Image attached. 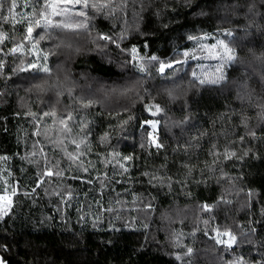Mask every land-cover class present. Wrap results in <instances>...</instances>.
<instances>
[{
    "label": "trees",
    "instance_id": "16d2710c",
    "mask_svg": "<svg viewBox=\"0 0 264 264\" xmlns=\"http://www.w3.org/2000/svg\"><path fill=\"white\" fill-rule=\"evenodd\" d=\"M10 2L11 0H8L5 4L3 10L5 14ZM197 2L200 0H193V6ZM221 2L230 3L231 0H221ZM23 3L24 0H17L18 6L14 11L17 13L30 11L22 7ZM172 3L173 0H169V12ZM141 4L144 6L142 12ZM162 4L163 0H135V3L129 0L127 11L118 14L119 18L115 21L116 27L113 31L118 34L122 27H127L128 36L124 41L125 44H137L139 47V42L147 39L151 41L152 51L155 52L157 49L168 48L170 39H175L186 29L193 27L202 28L215 35L217 25L221 24V20L216 17L226 15L224 11H220L213 13L212 19L194 17L191 7L181 8L175 14V20L170 23L167 16L163 18L164 23H169V31L159 27L161 21H158L153 14L157 10V5L162 6ZM134 12L139 15H134ZM228 18L231 23H224L223 26L236 28L237 36L243 37L242 46L237 49V52L244 63H238L226 69L230 92L225 91L223 95L218 91L191 88L187 95L171 100L163 90L168 82L158 78L146 80L143 87L138 90V95L136 92L123 95L112 92L113 86L124 83L121 69L118 67L123 57L118 54L114 46H109L104 50L107 57L112 60L109 64L104 53L89 50L94 49V45L86 36L71 37L72 47L56 49V55H49L48 66L51 74L43 92L38 93L36 89L31 88L32 84L39 82L30 79L31 73L12 75L11 69L19 63V60L14 61L12 56L7 58L5 75L10 76V79L0 77V92L4 93L0 96V155H6L10 159L6 162L0 161V169L12 172L11 179L19 182L21 195L17 199L12 218L6 225L0 223V258L4 259L6 264H181L180 261L175 260V255L186 246H191L194 250L193 264H223L225 260L231 259L234 253H223L212 240L204 236L206 226L203 221L209 220L207 226L209 229L228 224L233 227L239 225L245 231L248 230L249 218L245 216L247 210L240 207L245 193L241 192L237 196L235 190L229 191L232 185L227 181L229 177L235 176L244 177L243 181L237 182V187L252 188L258 194L253 202L259 200V203H255L254 209L255 218L259 219L260 206L264 205V145L255 146L258 148L261 159L251 160L243 167L239 162H235L234 167L233 161H224L223 168L227 175L221 178L220 184H217L214 178L209 181L207 187L204 183L194 182L201 179L200 169L204 168L205 161L209 163L212 161V157L208 155V149L212 143H215L218 150L222 152L225 145L244 134V126L240 124L241 113L248 118L249 126L257 129L258 135L259 128L264 127V121H259L257 117L260 111L257 105L264 104V91L261 90L259 79L264 69L251 54V51H254L256 56L260 55L264 36L255 32L254 29L250 30L252 34L244 36L241 28L246 21L242 12L240 15L229 13ZM97 23L103 30L112 28V22L109 20L98 18ZM0 26L10 37L13 35V25L10 22L0 21ZM149 29L153 30L152 34L147 37L140 35V32H147ZM23 33V24L17 23L15 34L22 38ZM5 43L9 48L12 46L10 41ZM52 43L53 41L46 40L42 41L40 46L47 49ZM77 47L81 48L80 53L74 51ZM28 59L32 57L29 56ZM202 63L211 68L215 62L204 60ZM195 64V61H190L192 67H195ZM185 68L187 70L188 66ZM83 73L95 79L86 82L82 76ZM186 80L187 78H185L184 87L187 86ZM245 80L252 92L251 99L248 98L246 90L238 88L239 82ZM233 81L237 83H232ZM86 84L90 87H86ZM68 87L72 88L73 96H79L82 92L90 93L96 100L95 105L88 110L87 118L93 121L90 124L92 135L89 137L91 151L84 159L91 160L95 165V169L89 170L91 177L96 176L97 170L107 171L111 181H106V187L101 189L99 181L96 180L92 184L82 183L80 180H65L64 184L71 186L74 190L71 207L66 208L59 203V196L45 194V189L51 193L60 183L55 178L51 185L44 184L38 188L31 199H26L22 195L24 190L31 191L34 186L37 166L26 163L21 157L33 151V142L36 140L41 141V144L45 146L49 157L62 155L59 149H54L53 145L45 139L43 134L45 123H41V135H32L34 128L32 117L26 116L25 113L30 111L39 116L43 111L55 108L59 117L64 114L66 107H76L68 96L66 90ZM58 89H65L62 95H57ZM238 90L244 96L243 100L236 98ZM185 101L188 102L196 122L207 131V135L198 142V146L189 149L190 158L183 154V149L173 151L177 148V142L183 144L188 139L187 133L182 135L181 127L172 124L173 121L182 119L184 113L181 109ZM151 103L159 104L164 112L152 117L143 108L145 104ZM124 108H128V111H123ZM230 109H234L235 114L229 111ZM110 111L113 112L112 115H109ZM115 112H119V115ZM130 114L137 119L161 120L160 130L165 150L159 155H156L155 148L141 149L139 147L140 136L135 121L131 122L128 128L127 140L120 139L121 133L118 130L113 131L118 122L127 119ZM221 114H225L224 117L218 118ZM43 121L47 124L49 137L55 139L59 133L57 126L52 123V118L44 117ZM213 121H215L214 124ZM109 125L112 127L110 128ZM75 131L78 130L74 129ZM134 131L136 132L135 140L131 135ZM104 132H110L111 137L109 143L102 144L100 137ZM66 146L69 151L75 147L71 143H67ZM112 146L121 150L123 155H133V161L129 162L133 165L129 169L131 181L128 180L127 175L112 176V165L109 164L105 168L100 163L106 153L112 150ZM231 146L237 147L236 144ZM249 146H252L251 141ZM40 147V144L36 146L37 155L34 157L36 160H41ZM149 152L152 154L149 155ZM166 156L167 161H165ZM184 162L196 164V167L185 181L187 188L181 190V185L176 181L185 180L184 174L187 169L181 166ZM165 163L167 168H161V165ZM62 167H67L66 161H62ZM145 170H159L161 175L166 173L171 176L172 190L169 191L167 187L160 189L159 185L157 188H152L140 175ZM77 174L84 175L86 179L91 178L88 174L74 172H68L66 176ZM207 175L208 173L205 172V176ZM213 175L218 176L219 172ZM138 180L144 182H136ZM221 193L232 200V204H221L219 208L214 209L216 219L213 220L209 214L201 212L198 206L205 202L215 203ZM150 199L152 209L143 208L142 204ZM117 200L120 203H116ZM96 201H99L104 208L113 207L119 212L121 219L116 221V226L121 229L119 232L108 230L110 216L107 212L101 213L103 223L98 229L92 228L91 216L86 217L87 222H78L80 213L77 209L82 207L85 213L90 211L95 215L99 211ZM58 207L62 209L66 221L61 218L62 213L57 211ZM175 208H181V211L174 215ZM49 216L53 219L46 221L43 226L37 223ZM131 218H135V228L121 226L125 220ZM144 224L148 226L146 229L143 227ZM256 227L264 232L262 226L256 225ZM254 239L259 241L264 239V235L255 236ZM249 248L252 246L244 244L236 249V253L243 254L246 259H259L260 251H264L252 248L249 252Z\"/></svg>",
    "mask_w": 264,
    "mask_h": 264
},
{
    "label": "snow or ice",
    "instance_id": "6c2138e0",
    "mask_svg": "<svg viewBox=\"0 0 264 264\" xmlns=\"http://www.w3.org/2000/svg\"><path fill=\"white\" fill-rule=\"evenodd\" d=\"M135 3V0H132ZM8 0H0V21L10 22L13 25V35L10 37L6 33L2 26H0V77H4L6 80L10 79V76L5 75L6 61L9 56L13 57V60H19L11 69L12 75L19 73H31L30 79L39 81L31 85V88L37 90V92L45 91L46 81L50 78L51 69L48 66L49 55H56V49L63 47H72L71 37L86 36L88 40L94 45V49L101 53L114 46L118 50V54L123 57L122 62L118 65L122 72V78L124 83L113 86L112 92H119L120 94H127L136 92L143 87L146 80L160 79L168 82L164 87V92L167 93L171 100L178 99L181 95H187V92L191 88L203 89L204 91H218L221 95L225 91L230 92L229 77L226 69L231 68L238 63L243 64L244 61L238 56L237 49L240 48L241 40L243 37L237 36V29L233 27H224V23H231L228 18V14L240 15L241 12L245 18L246 23L241 28L244 36H248L251 33L250 30L254 29L261 36H264V0H231V2H221V0H200L193 6V0H173L170 12L169 0H163V4L157 5V10L153 13L158 21H161L159 27L162 29H168L169 23L175 20V14L181 8H192V15L194 17H207L213 18V13H219L224 11L226 15L224 17H216L221 20V24L216 27V34L204 31L202 28L197 29L195 27L186 29L182 34L178 35L175 39L168 41V48L164 50L157 49L152 51L151 41L145 39L140 41V46L137 44H125L124 41L128 36V28L122 27L117 34L113 31L116 27L115 21L119 18L118 14H123L127 11L129 0H24L22 7L30 9L26 12H15L17 8V0H11L7 7V14L4 13L5 4ZM144 10L143 4H141V12ZM134 15L139 13L134 12ZM167 16L169 23H164L163 18ZM18 18V19H17ZM98 18L103 20H109L112 22V28L103 30L97 23ZM259 18V19H257ZM22 23L24 26V33L22 38L17 37L15 34V25ZM138 27V25H137ZM40 30V31H37ZM152 29L147 32H140L142 36H149L152 34ZM51 40L53 43L47 49L41 47V42ZM5 41H10L12 46L7 47ZM211 41V42H210ZM124 45L123 47L121 45ZM6 49V50H5ZM261 53L256 56L254 51L251 54L255 60H258L264 69V45H261ZM76 53L81 52V48L74 49ZM170 53V54H169ZM19 54V55H17ZM105 58L109 64L112 63L111 58ZM32 59H28V57ZM204 60L214 61V65L209 68L208 65L202 63ZM190 61H195V67L190 65ZM185 66H188L187 70ZM154 70V71H153ZM39 74H43L42 76ZM84 80H94L87 73L82 74ZM186 80V87H184V81ZM260 86L264 91V71L260 73ZM232 83H237L233 81ZM86 87L90 85L86 84ZM239 89L246 90V94L251 99L252 92L249 89L247 81L239 82ZM31 90V89H30ZM65 89H58L57 95H62ZM68 96L72 103L76 107H66L64 114L57 117L55 108H50L48 111H43L39 116L36 113L26 112L25 115L32 117V123L34 125L32 135H41L40 126L41 123H45L44 137L53 145L54 149H59L62 153L59 157H49L45 151V146L41 144V141L36 140L33 142V151L28 152L25 156L21 157L26 163L37 166V173L34 186L31 191L24 190L22 195L26 199H31L37 192V189L44 184L51 185L53 178L60 183L51 193L45 189L46 195H57L60 200L59 203L66 208L71 207V200L73 198L74 190L71 186L64 184L67 179L80 180L82 183L92 184L94 180L99 181L100 188L106 187V181L110 182L107 171L100 172L97 170V174L91 177L90 169H95V165L91 160H85L84 157L91 151V140L89 137L92 135L90 121L87 118L88 110L92 108L96 100L92 94L82 92L79 96H73L72 88L67 89ZM179 90V91H178ZM4 93L0 92V96ZM139 98V96H138ZM237 99L243 100L244 96L241 92L237 91ZM260 111L257 113L259 121H264V104L257 105ZM144 111L151 114L152 117H156L158 114L163 113L164 109L155 103L145 104L143 106ZM182 112L184 113L180 121H173V126L181 127L182 135L187 133L188 139L183 144L177 142V148L173 149L174 152L183 149V154L191 157L189 149L198 146V142L207 135V131L202 129L196 119L191 108L188 106V102L185 101L182 106ZM123 111H128V108H124ZM229 111L235 114L234 109ZM113 112L110 111L109 115ZM119 115V112H115ZM225 114H221L218 118H223ZM79 116V119H77ZM44 117L52 118L53 125L57 126L58 135L55 139H51L48 134L47 124L43 121ZM135 121L139 136L141 149L155 148L156 155L165 150V144L161 135L160 119H137L133 115H128L127 119L118 122L116 128L113 131H119L121 133L120 139H128V128L131 126V122ZM215 121H213V124ZM240 124L244 126V134L238 138L232 140L228 145H225L223 151H219L215 143L211 144L208 149V155L212 157L211 163L205 161L204 168L200 169L201 179L195 180L197 184L204 183L208 186L209 181L213 178L217 184H220L221 178L226 176L224 172V161H233V166H236L235 162H239L243 167L251 160H259L261 156L258 153L256 145H264V127L259 128V135L257 129L250 127L248 118L241 113ZM167 126V125H166ZM111 128L112 125H109ZM74 129L78 130L74 132ZM133 140H135L136 132L132 134ZM215 135V133H213ZM227 135V133H226ZM111 137L110 132H104L100 137L102 144L109 143ZM251 141L252 146H249ZM71 143L75 147L72 151L67 149L66 144ZM40 144L39 152L41 154V160H36L34 157L37 155L36 146ZM232 144H236L237 147H232ZM240 145H243L242 147ZM152 153L149 152V155ZM10 157L6 155H0V161H8ZM62 161L67 162V167H62ZM133 161V155H123L121 150H117L115 146H112V150L107 152L104 158L100 161L105 168L109 164L112 165V176L127 175L129 181L132 180L129 174V169L133 165L129 162ZM167 161V156L165 157ZM187 169L185 180H177L176 183L181 185V190L187 188L185 182L188 177L192 175L193 169L196 164H190L184 162L181 165ZM161 168H167V164L161 165ZM23 171V169H21ZM219 172L218 176H214L216 172ZM7 173L6 175L4 173ZM74 172L80 174H88L91 178H85L84 175H69L66 173ZM205 172L208 173L205 176ZM12 172L6 169H0V223L7 224L8 220L12 218L15 212V205L18 197L21 195V189L18 181L11 179ZM144 177L152 188L160 189L167 187L169 191L172 190L173 180L171 176L166 173L161 175L159 170L143 171L140 173ZM243 176L229 177L228 183L232 185V189L235 190L236 195L239 196L241 192L245 193V198L241 203V209H246L245 216L248 217V230L245 231L239 225L235 227L223 224L217 227L209 229V220H204L205 224L204 236L214 242V245L219 247L223 253H234L231 259L225 260L223 264H264V251H260L259 259L252 258L246 259L243 254L236 253V249L242 247L244 244L251 245L252 248L257 250H264V239L259 241L255 240V236L264 235V232L258 230L256 225L264 228V205L260 206L259 219L255 218V203H259L257 199L254 203V197H258V194L252 188L237 187V182L243 181ZM120 183L121 181H115ZM136 182L143 183L144 181L138 180ZM114 191V189H113ZM103 193L101 192V196ZM191 195V193H188ZM87 196V193H85ZM136 197L134 194V201ZM155 199V197H151ZM151 199L148 202L143 203L142 207L145 209H152ZM99 206V211L93 215L90 211L85 213L83 208H78L80 213L78 216V222H87L86 217L91 216V226L93 229H98L103 223L101 213H109V231L119 232L121 229L116 226V221L121 219L118 211L113 207L104 208L100 205L99 201H96ZM116 203H120L119 200ZM221 204L231 205L232 200L228 199L224 193H221L215 203L205 202L200 204L199 210L201 212L210 215L211 219H216L214 209L219 208ZM57 211L62 213L61 208H57ZM115 212V215L113 213ZM61 218L66 221V217L63 215ZM53 217H44L37 223L41 226L46 221H51ZM122 227L135 228V218L125 220L121 225ZM146 229L148 226L144 224ZM178 239V238H177ZM249 248V252L252 251ZM5 250H7L5 246ZM194 250L191 246H186L185 249L175 255V260L180 261L181 264H193L192 257ZM0 264H6L5 260L0 258Z\"/></svg>",
    "mask_w": 264,
    "mask_h": 264
},
{
    "label": "rangeland",
    "instance_id": "374dc122",
    "mask_svg": "<svg viewBox=\"0 0 264 264\" xmlns=\"http://www.w3.org/2000/svg\"><path fill=\"white\" fill-rule=\"evenodd\" d=\"M152 90H154V89H152ZM180 211H181V208H175V209L173 210L174 215H175V214H178Z\"/></svg>",
    "mask_w": 264,
    "mask_h": 264
}]
</instances>
